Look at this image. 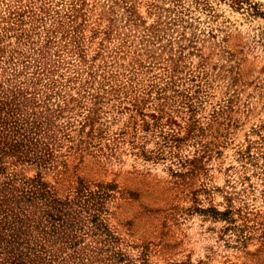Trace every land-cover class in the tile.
Segmentation results:
<instances>
[{
    "label": "rangeland",
    "instance_id": "374dc122",
    "mask_svg": "<svg viewBox=\"0 0 264 264\" xmlns=\"http://www.w3.org/2000/svg\"><path fill=\"white\" fill-rule=\"evenodd\" d=\"M31 184L0 264H264V0H0L5 208Z\"/></svg>",
    "mask_w": 264,
    "mask_h": 264
},
{
    "label": "trees",
    "instance_id": "16d2710c",
    "mask_svg": "<svg viewBox=\"0 0 264 264\" xmlns=\"http://www.w3.org/2000/svg\"><path fill=\"white\" fill-rule=\"evenodd\" d=\"M16 196L13 199L14 204L10 208H5L3 205L8 198L5 200L2 198V201L0 199V223H3L0 229V257L9 255L14 257V260H21L29 257L28 253H22L24 245L28 241V237H24V234L31 226V215L35 213L37 204H45L43 212L52 217L54 212L52 204L55 203V200L46 197L43 191L39 190V186L35 184H31L29 189L21 191Z\"/></svg>",
    "mask_w": 264,
    "mask_h": 264
}]
</instances>
